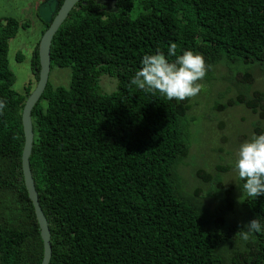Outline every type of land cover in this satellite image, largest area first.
<instances>
[{
  "label": "trees",
  "instance_id": "obj_1",
  "mask_svg": "<svg viewBox=\"0 0 264 264\" xmlns=\"http://www.w3.org/2000/svg\"><path fill=\"white\" fill-rule=\"evenodd\" d=\"M21 26L28 24L0 18V264H41L44 254L22 171V111L35 86L17 92L8 59ZM172 42L177 56L198 52L207 68L264 71V0H80L55 34L51 69L70 68L71 82H48L33 108L30 157L51 229L49 264H264V234L247 242L239 235L249 221L264 222V196L245 193L243 219L229 222L231 207L221 213L208 204L220 195L233 202L220 173L205 175L215 183L205 195L187 188L190 97L168 100L130 85L142 57L167 56ZM32 70L38 81L39 44ZM102 74L117 78L116 90H102ZM230 84L248 91L216 108L242 104L264 120L253 73L237 70ZM254 127L264 133V125Z\"/></svg>",
  "mask_w": 264,
  "mask_h": 264
},
{
  "label": "rangeland",
  "instance_id": "obj_2",
  "mask_svg": "<svg viewBox=\"0 0 264 264\" xmlns=\"http://www.w3.org/2000/svg\"><path fill=\"white\" fill-rule=\"evenodd\" d=\"M45 0H0V18L15 17L27 27L21 26L15 37L9 40L8 59L15 73L14 88L23 92L29 83L36 86V78L32 70V62L38 44L42 38L45 24L38 15V8ZM137 3L138 0H134ZM135 15V10L133 12ZM21 57V58H20ZM238 66H241L238 68ZM237 70L251 71L254 76L252 90L264 91V71L255 65H233L220 63L215 67H208L205 77L197 82L201 91L190 97L192 104L185 120L188 121L191 154L186 161L184 179L187 188L191 191L200 190L205 195L215 186L212 181L205 180L206 174L215 178L221 174L225 187L233 191V202L226 196L209 197L208 204L214 212L226 213L229 222L243 219L245 213L242 200L245 192L240 186V179L234 169V161L239 146L257 135L254 125H264V120H259L258 114L253 113L245 105L230 106L220 111L216 108L219 103L226 104L230 98H235L240 92H247L248 86L238 87L230 84ZM72 72L68 67L51 69L49 82L54 86H68L71 82ZM237 77V76H236ZM244 76H238L243 80ZM100 84L104 92L116 90L117 78L102 74ZM231 166L228 171L219 172V166ZM202 169L204 172L197 173ZM215 196V195H214ZM232 204V205H231Z\"/></svg>",
  "mask_w": 264,
  "mask_h": 264
},
{
  "label": "clouds",
  "instance_id": "obj_3",
  "mask_svg": "<svg viewBox=\"0 0 264 264\" xmlns=\"http://www.w3.org/2000/svg\"><path fill=\"white\" fill-rule=\"evenodd\" d=\"M176 49V43L172 42L167 56L159 50L145 54L130 85L142 91H157L168 100L183 101L196 96L201 91L197 81L206 75L205 57L191 50L177 56ZM172 56L176 57L174 62L169 60ZM0 107H3L2 102ZM234 169L239 179L244 181L242 189L248 197L264 196V133L253 135L239 146ZM255 234H264V222L259 218L249 221L239 231L241 240L245 242L254 239Z\"/></svg>",
  "mask_w": 264,
  "mask_h": 264
},
{
  "label": "water",
  "instance_id": "obj_4",
  "mask_svg": "<svg viewBox=\"0 0 264 264\" xmlns=\"http://www.w3.org/2000/svg\"><path fill=\"white\" fill-rule=\"evenodd\" d=\"M79 1L80 0H64L62 4H60V0H45L39 6L38 15L45 23L49 24V27L43 33L39 43V79L31 94L26 99L22 111V124L24 131L22 171L29 198L34 205L36 217L41 230V237L44 243V254L41 264L50 263L52 258V242L49 220L41 207L39 193L35 185L30 164V157L32 155L35 137L32 111L42 97L49 82L51 72V46L53 38Z\"/></svg>",
  "mask_w": 264,
  "mask_h": 264
},
{
  "label": "flooded vegetation",
  "instance_id": "obj_5",
  "mask_svg": "<svg viewBox=\"0 0 264 264\" xmlns=\"http://www.w3.org/2000/svg\"><path fill=\"white\" fill-rule=\"evenodd\" d=\"M100 1H103V0H100Z\"/></svg>",
  "mask_w": 264,
  "mask_h": 264
}]
</instances>
